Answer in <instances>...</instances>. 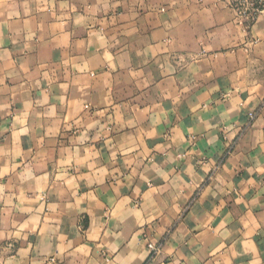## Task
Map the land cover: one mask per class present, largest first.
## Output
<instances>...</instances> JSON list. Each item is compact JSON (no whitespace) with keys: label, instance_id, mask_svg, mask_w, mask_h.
I'll return each instance as SVG.
<instances>
[{"label":"crops","instance_id":"obj_1","mask_svg":"<svg viewBox=\"0 0 264 264\" xmlns=\"http://www.w3.org/2000/svg\"><path fill=\"white\" fill-rule=\"evenodd\" d=\"M0 264H264V23L0 0Z\"/></svg>","mask_w":264,"mask_h":264},{"label":"built area","instance_id":"obj_2","mask_svg":"<svg viewBox=\"0 0 264 264\" xmlns=\"http://www.w3.org/2000/svg\"><path fill=\"white\" fill-rule=\"evenodd\" d=\"M228 4L243 33H248L260 22L264 23V0H228ZM148 248L153 255L159 252L156 245L149 244Z\"/></svg>","mask_w":264,"mask_h":264},{"label":"rangeland","instance_id":"obj_3","mask_svg":"<svg viewBox=\"0 0 264 264\" xmlns=\"http://www.w3.org/2000/svg\"><path fill=\"white\" fill-rule=\"evenodd\" d=\"M158 247H159V246H158ZM159 251H160V247H159ZM158 253H159V252H158ZM158 253H157V254H158ZM157 254H155V255H157ZM152 255H153V254H152Z\"/></svg>","mask_w":264,"mask_h":264}]
</instances>
